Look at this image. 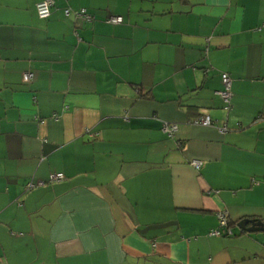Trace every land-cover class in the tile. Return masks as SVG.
Here are the masks:
<instances>
[{"label": "crops", "instance_id": "obj_1", "mask_svg": "<svg viewBox=\"0 0 264 264\" xmlns=\"http://www.w3.org/2000/svg\"><path fill=\"white\" fill-rule=\"evenodd\" d=\"M40 1L0 0V264H264V0Z\"/></svg>", "mask_w": 264, "mask_h": 264}, {"label": "built area", "instance_id": "obj_2", "mask_svg": "<svg viewBox=\"0 0 264 264\" xmlns=\"http://www.w3.org/2000/svg\"><path fill=\"white\" fill-rule=\"evenodd\" d=\"M54 5V0H42L39 3L36 4V12L39 18L41 19H47L51 14V8ZM70 9L65 10V15L68 16L70 14ZM74 15L78 18H83L86 21H90L94 19V16L89 13L86 9H79L75 12L73 11ZM106 21L112 24H120L123 21V18L121 16H113L110 15L106 18ZM264 25V21L262 23ZM24 81H30L32 79L31 73H25L23 77ZM220 80H221V88L216 92L221 99L223 103V108L228 111L232 106V79L229 73L222 72L220 74ZM194 124L198 125H212L213 121L212 119L207 115H201L198 116L196 119L192 121ZM178 125L175 123H169V122H163L162 123V129L163 131L168 134V136L173 137L175 135V132L177 131ZM223 130V129H221ZM192 165L195 168H199L201 166L200 161H193ZM65 177L63 173H52L49 177L50 182H58L63 180ZM38 184L29 181L26 183V188H33L36 187ZM218 220H219V228L212 230L209 235L212 236H220L222 234V229H225V232L231 233L230 229L228 228V218L226 216L225 212H219L217 214Z\"/></svg>", "mask_w": 264, "mask_h": 264}, {"label": "water", "instance_id": "obj_3", "mask_svg": "<svg viewBox=\"0 0 264 264\" xmlns=\"http://www.w3.org/2000/svg\"><path fill=\"white\" fill-rule=\"evenodd\" d=\"M250 223L251 227H246V225ZM260 225H262L260 222L256 221V220H243L241 221L238 226L245 229L246 231L252 232V231H256V230H262L264 229L263 227H259Z\"/></svg>", "mask_w": 264, "mask_h": 264}, {"label": "trees", "instance_id": "obj_4", "mask_svg": "<svg viewBox=\"0 0 264 264\" xmlns=\"http://www.w3.org/2000/svg\"><path fill=\"white\" fill-rule=\"evenodd\" d=\"M51 15V14H50ZM229 223V222H228ZM230 227V224H228V228L227 229H230L229 228ZM227 233V231L225 232V234ZM231 233H232V231H231ZM228 234V233H227ZM230 234V233H229Z\"/></svg>", "mask_w": 264, "mask_h": 264}, {"label": "bare ground", "instance_id": "obj_5", "mask_svg": "<svg viewBox=\"0 0 264 264\" xmlns=\"http://www.w3.org/2000/svg\"><path fill=\"white\" fill-rule=\"evenodd\" d=\"M229 224V223H228Z\"/></svg>", "mask_w": 264, "mask_h": 264}]
</instances>
